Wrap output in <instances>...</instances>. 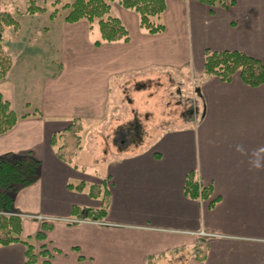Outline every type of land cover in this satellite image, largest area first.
I'll return each mask as SVG.
<instances>
[{"label":"crops","instance_id":"0c3cea01","mask_svg":"<svg viewBox=\"0 0 264 264\" xmlns=\"http://www.w3.org/2000/svg\"><path fill=\"white\" fill-rule=\"evenodd\" d=\"M232 1L228 8H211L195 0H165V30L156 35L143 32L138 16L114 2L111 15L126 28L129 42L99 47L94 46L100 39L96 23L55 18V34L45 29L44 54H38L53 70L36 95L21 100L32 106L28 114L15 112L16 93L25 95L17 91L12 61L0 92L18 121L0 136V156L30 152L40 164L37 182L14 195V207L22 218V239L44 245L52 254L49 264H148L149 258L153 264H264V84L248 87L238 75L229 83L203 77L206 51L241 52L264 67V0ZM17 50L16 58L33 57L25 47ZM161 72L199 79L195 92L201 112L193 124L149 142L138 140L134 152L104 156L103 174L57 157L53 135L75 120L83 128L105 125L109 112L119 109L124 88ZM141 94L133 91L135 97ZM190 172L211 188L208 200L184 196ZM81 182L83 191L68 188ZM101 184L108 191L105 218L74 216L73 208L102 207V191L97 198L88 195L89 185ZM43 224L51 229L37 242ZM199 239L207 246L203 262L191 256ZM24 261L22 244L0 247V264Z\"/></svg>","mask_w":264,"mask_h":264},{"label":"trees","instance_id":"16d2710c","mask_svg":"<svg viewBox=\"0 0 264 264\" xmlns=\"http://www.w3.org/2000/svg\"><path fill=\"white\" fill-rule=\"evenodd\" d=\"M62 9L65 12L62 21L66 24H75L86 21L89 25L97 24L100 39L94 42V46L99 47L103 43H128L129 35L120 20L111 15V4L117 3L120 7L134 12L139 19L140 29L149 35L161 34L165 30L162 22V15L166 10L165 0H66ZM70 1V2H69ZM211 8H228L233 5L232 0H195ZM60 4V0H55L53 7ZM45 8L37 6L34 1H29V6L20 15L43 14ZM58 16L57 10L50 14V19L54 20ZM7 28H18V22L11 14L5 12L0 14V81L5 79L12 64L10 53L6 52L2 46L3 32ZM238 75L241 81L248 87L257 88L264 84V67L262 63L241 52H211L204 53L203 77H217L224 83H229L232 78ZM18 117L12 110L8 100L0 92V136L11 131L17 124ZM137 121L129 124V133L132 138L139 136ZM74 126L82 128L79 121L75 120L63 133L52 136L50 144L55 148L57 157L64 158L65 134L72 132ZM122 127H119L121 129ZM116 131V133H118ZM126 132V131H124ZM75 134V132L71 133ZM135 143V140H133ZM40 176V164L30 152L26 153H6L0 156V247L20 243L25 247L24 264H37L39 258L45 259L43 264H49L52 254L46 250L44 245L35 247L29 239H22L23 232L22 218L14 207V195L21 189L33 185ZM86 187L84 182L77 185H68V188L75 191H83ZM103 188V189H102ZM103 192V205L99 209L81 210L73 208L72 214L86 220L102 221L106 216L108 206V191L100 186L89 185L88 195L97 198L99 192ZM184 196L192 200H208L211 195V188L204 187L198 181L196 173L187 174L184 187ZM210 202V206L214 205ZM81 215V216H80ZM42 231L38 232L34 239L37 242L46 240L45 232L51 229L48 224L42 225ZM191 256L199 262H203L207 256V246L204 239H199L191 250ZM154 258L148 259V264H153Z\"/></svg>","mask_w":264,"mask_h":264},{"label":"rangeland","instance_id":"374dc122","mask_svg":"<svg viewBox=\"0 0 264 264\" xmlns=\"http://www.w3.org/2000/svg\"><path fill=\"white\" fill-rule=\"evenodd\" d=\"M29 1L0 0V14L7 12L18 22L17 29L7 28L4 30L1 46L10 53L11 64L12 61H15L12 76L15 74L16 81L18 80L16 88L19 90L17 89V91L22 90V94L25 95L21 97L16 91L17 99L14 102V107L15 112L19 115L34 111L32 106L26 108L27 106L23 105L21 100L26 98L30 100V97L36 95L37 89L41 85L40 82L48 74V70H53L47 68L50 63L40 60L42 57L39 58L38 54L40 56L44 54L42 50L40 52V45L43 44L47 28L52 29V33L49 32V35L54 36L55 34L54 28L57 26V22L50 19V14L57 10L56 18H62L65 13L62 6L68 2L60 0V4L53 7L55 0H31L37 6L45 8V12L35 15H20L19 12H23L29 6ZM23 47L26 48L27 56L29 53L33 57L25 59L26 56H23L25 54L22 53L16 58L17 49L22 51ZM198 80L195 75L186 72H161L158 76L143 79L139 81L140 83L136 82L131 88H124V96L119 104V109L109 112V120L105 125L87 126L81 129L79 126H74L72 132H75L76 135L71 134L72 132L65 134L67 149L63 156L66 162L75 166L84 165L90 173L100 174L101 172L103 174L105 171L99 165L104 156L109 154L111 158H114L134 152L137 147L133 140L135 142L139 140L141 143L149 142L166 130L193 124L197 118L196 114L201 112L200 99L195 92ZM133 91L142 92V94L135 97ZM112 101H115L114 97ZM134 101L137 109H133ZM133 117L138 122L136 127H139V136L136 138H132L128 132L131 126L127 120ZM123 123H126V126L117 131V126Z\"/></svg>","mask_w":264,"mask_h":264},{"label":"built area","instance_id":"2783aa9c","mask_svg":"<svg viewBox=\"0 0 264 264\" xmlns=\"http://www.w3.org/2000/svg\"><path fill=\"white\" fill-rule=\"evenodd\" d=\"M39 220H42V217H38Z\"/></svg>","mask_w":264,"mask_h":264},{"label":"water","instance_id":"95a60500","mask_svg":"<svg viewBox=\"0 0 264 264\" xmlns=\"http://www.w3.org/2000/svg\"><path fill=\"white\" fill-rule=\"evenodd\" d=\"M198 91V90H197Z\"/></svg>","mask_w":264,"mask_h":264}]
</instances>
